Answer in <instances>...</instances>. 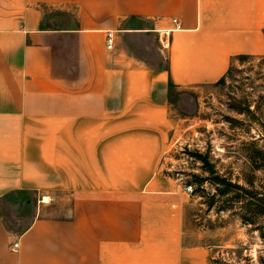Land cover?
<instances>
[{"label":"crops","instance_id":"0c3cea01","mask_svg":"<svg viewBox=\"0 0 264 264\" xmlns=\"http://www.w3.org/2000/svg\"><path fill=\"white\" fill-rule=\"evenodd\" d=\"M262 55L264 0H0V264H214L162 169L171 89ZM27 191L70 204L16 235L1 205Z\"/></svg>","mask_w":264,"mask_h":264},{"label":"rangeland","instance_id":"374dc122","mask_svg":"<svg viewBox=\"0 0 264 264\" xmlns=\"http://www.w3.org/2000/svg\"><path fill=\"white\" fill-rule=\"evenodd\" d=\"M170 102L180 127L162 169L195 187L184 194L185 244L209 249L217 264H264V213L255 208L264 204L247 192L264 194V55L233 59L215 85L172 89ZM69 204L68 196L20 192L4 199L1 215L18 235Z\"/></svg>","mask_w":264,"mask_h":264},{"label":"built area","instance_id":"2783aa9c","mask_svg":"<svg viewBox=\"0 0 264 264\" xmlns=\"http://www.w3.org/2000/svg\"><path fill=\"white\" fill-rule=\"evenodd\" d=\"M173 23L177 26V28H180V24L178 23V20H173ZM107 49L109 51H113L115 47V38L114 33H108L107 35ZM160 44L163 50H169L170 48V40L168 38V33L165 34L164 38H160ZM184 192L187 195H193L195 193V187L193 185H186L184 186ZM18 244H14L13 248H17Z\"/></svg>","mask_w":264,"mask_h":264},{"label":"trees","instance_id":"16d2710c","mask_svg":"<svg viewBox=\"0 0 264 264\" xmlns=\"http://www.w3.org/2000/svg\"><path fill=\"white\" fill-rule=\"evenodd\" d=\"M247 58H248V57H247ZM171 90H172V89H171ZM223 182H225V185H226L227 187H232V188L239 189V190H245V189H243L242 187H239V186H237V185H233L232 183H228V182H226V181H223ZM245 191H247V190H245ZM247 192H249L250 194H252L253 196H255V198L257 199V201H259L260 203L264 204V194L261 195V196L259 197L256 193H255V195H254V193H252V192H250V191H247ZM255 208L258 209L257 214H259V213H261V214L264 213V210L260 207V205L255 206ZM246 222H249L250 224L255 225V223H253V222H254L253 220H249V219H247ZM214 264H217V262H216L215 260H214Z\"/></svg>","mask_w":264,"mask_h":264},{"label":"bare ground","instance_id":"6f19581e","mask_svg":"<svg viewBox=\"0 0 264 264\" xmlns=\"http://www.w3.org/2000/svg\"><path fill=\"white\" fill-rule=\"evenodd\" d=\"M47 201V200H46Z\"/></svg>","mask_w":264,"mask_h":264}]
</instances>
